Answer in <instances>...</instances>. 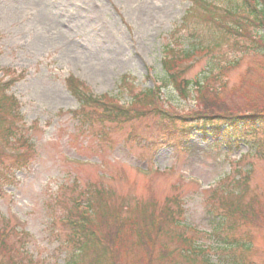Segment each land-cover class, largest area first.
<instances>
[{"label": "rangeland", "instance_id": "obj_1", "mask_svg": "<svg viewBox=\"0 0 264 264\" xmlns=\"http://www.w3.org/2000/svg\"><path fill=\"white\" fill-rule=\"evenodd\" d=\"M207 1L185 27L189 0H0V80L20 76L7 95L19 105L16 128L33 144L12 179L5 171L14 156H0V264H63L74 248L63 219L77 220L72 204L88 189L90 229L104 237L114 231L104 217L122 219L106 238L121 239L109 246L113 264H223L224 242L250 245L241 256L264 264V128L230 151L210 134H178L179 116L264 110V57L251 51L258 37L241 40L242 52L232 36L224 41L215 0ZM169 45L180 58L196 48L177 63L191 83L188 99L164 86ZM70 76L97 96L119 95L123 76L135 93L158 87L167 115L86 127L72 115ZM118 97L122 105L129 96ZM152 210L169 223L145 217ZM184 239L203 253L189 257Z\"/></svg>", "mask_w": 264, "mask_h": 264}, {"label": "trees", "instance_id": "obj_2", "mask_svg": "<svg viewBox=\"0 0 264 264\" xmlns=\"http://www.w3.org/2000/svg\"><path fill=\"white\" fill-rule=\"evenodd\" d=\"M190 8L182 19V23L186 25L196 22L194 12L196 8L209 9L211 2L207 0H189ZM218 3L215 0V13L213 21L220 25L221 31L225 38L224 41L229 39V36L235 38L232 41L237 50L243 51L244 46L240 44L241 40L258 37L256 42H253L251 51L254 54L262 55L264 57V0H220ZM213 16V14H212ZM209 17L211 15L209 14ZM192 20V22H191ZM218 26V25H217ZM184 27V28H185ZM187 30L189 28L187 27ZM259 35H257L256 34ZM219 45V44H218ZM196 52V48L190 50V52H183L182 58L185 60L190 59ZM258 52V53H257ZM179 55H176L174 51L170 49V45L166 47L164 58L162 60V68L166 74L165 85L171 86L172 89L178 94V97L182 99L187 98L191 94L188 89L191 87L189 81L182 78L181 70L177 71V63L180 61ZM234 64H238L235 61ZM211 74H209L210 76ZM129 78L123 77L120 81L121 91L127 94L130 98L125 106H121L118 102L110 97V95H103L101 97L92 96L85 86L74 77H69L65 81V86L68 92L78 101L80 110L79 112H72L73 117L77 119L82 125H100L105 124H122L124 122H131L132 120L143 119L146 116L153 115L157 118H161V115H167L165 111L159 106V94L158 88L155 90H140L133 92L131 88H125ZM205 82V81H204ZM204 85L203 82H196L194 87L196 91L200 93V89ZM9 84H0V156L7 154L6 150L10 149L14 155V161L10 170L5 172L10 173V177L6 179H12L13 170H21L27 166L26 158L28 152L32 151L33 145L28 143V140L21 133L16 130V120L18 118L17 103L11 95H7V89ZM185 86V88H182ZM186 90V91H185ZM169 120V119H164ZM179 121L181 129H179V137L181 140H187L192 135V132L201 134H210L217 144H224L227 147V151H230L234 145L238 146V140H245L246 134L255 132L260 128H264V110L243 113V114H215L210 115L207 113H192L189 116L176 117ZM16 131L19 134V138H16ZM103 133V132H102ZM21 136V137H20ZM26 139V140H25ZM10 143L13 146H10ZM1 168V167H0ZM2 170H0L1 172ZM1 174V173H0ZM248 179V177H246ZM244 183H246L244 181ZM239 184V182L237 183ZM95 193V192H94ZM88 197L91 199L89 189L87 191ZM98 200V199H96ZM103 201V199H102ZM80 203V202H79ZM78 205L80 213L75 212L77 220L72 221L70 217L63 219V222L69 227L70 234L68 236V244L73 245L72 254L66 257L64 264H113L112 250L109 248L118 246L117 241H110L108 239L111 234H117L120 230H117L118 224L122 223V219L117 214H109L104 217L103 223L109 222L113 225L114 231H109L104 237L97 234L96 229H90L89 220L91 218V210L86 204ZM228 203V202H227ZM98 204H100L98 200ZM103 206L99 205L98 210H102ZM118 210V209H117ZM106 212V209L104 213ZM147 213V212H146ZM150 220H155L156 225L161 226L167 219L155 215L154 210L146 214ZM169 217L170 224L175 227L179 226V223L172 221ZM220 224V223H218ZM137 235L140 243L143 246L148 247L150 239L143 229L137 231ZM189 257L200 256L203 251L198 247H193L190 241L184 239ZM223 252H227V257L221 259L224 260L223 264H253L241 256V253H247L251 250V246L247 244H231L224 242L218 247ZM111 250V251H110ZM239 251L237 255L236 252ZM201 263L209 264V259L202 257Z\"/></svg>", "mask_w": 264, "mask_h": 264}]
</instances>
